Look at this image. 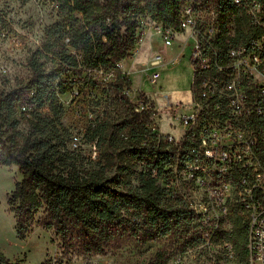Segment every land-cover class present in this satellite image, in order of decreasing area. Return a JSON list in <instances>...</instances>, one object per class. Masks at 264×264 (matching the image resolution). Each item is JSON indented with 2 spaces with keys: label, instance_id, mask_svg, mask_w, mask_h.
I'll return each instance as SVG.
<instances>
[{
  "label": "trees",
  "instance_id": "1",
  "mask_svg": "<svg viewBox=\"0 0 264 264\" xmlns=\"http://www.w3.org/2000/svg\"><path fill=\"white\" fill-rule=\"evenodd\" d=\"M51 1L56 4L59 18L46 32L48 37L57 39L56 43L48 41L43 47L60 63L57 69L47 73L42 62L36 58L31 60L33 74L25 87L32 92L29 103L35 106L28 111L32 117H26L30 133L23 136L20 143L14 92L0 93V164L17 165L22 174L8 198L17 236L26 237L41 204L57 222V233L61 236L68 233L71 220L87 237L105 238L129 230L146 242L173 232L184 221L197 219L192 210L174 207L167 198L166 189L157 183L165 167L171 166L176 158L168 150V144L158 139L135 115L111 127L108 120L91 127L89 136L95 141L101 159L93 168L79 167L74 154L61 148L60 109L53 81L69 68L76 70L78 76L85 72L83 79L97 75L100 70L115 68L118 62L131 55L143 16L173 30L182 29L188 5L205 10L206 5L213 4L218 8L215 13L220 38L229 36L226 24L233 16L235 34L230 39L235 44L245 43L250 30L242 9L233 0ZM65 38L75 54L63 43ZM45 102H49L53 116L42 114ZM126 128L127 135L120 138V131ZM33 134L36 135L32 137ZM144 158H150L151 165L138 174L139 185L132 188L135 160ZM140 211H143L142 223L131 225L128 216ZM228 221L229 227L219 231L215 242L231 243L233 259L244 264L247 219L235 202L230 203ZM0 264L25 263L21 259L10 261L0 250ZM148 264H167L165 249H159Z\"/></svg>",
  "mask_w": 264,
  "mask_h": 264
},
{
  "label": "rangeland",
  "instance_id": "2",
  "mask_svg": "<svg viewBox=\"0 0 264 264\" xmlns=\"http://www.w3.org/2000/svg\"><path fill=\"white\" fill-rule=\"evenodd\" d=\"M205 8L208 12L218 9L213 4ZM58 18L56 4L51 0H0V93L14 92L19 116L16 129L21 134L17 136L18 143L30 133L26 117H32L28 111L35 106L29 103L32 92L25 87L33 74L31 60L42 62L47 73L59 67V59L43 47L48 41L56 43L57 38L48 37L46 29ZM140 23L131 55L115 68L100 70L85 79V72L78 76L76 70L69 68L53 81L60 109L61 148L70 150L83 169L95 167L101 159L95 141L89 136L91 127L99 121L108 120L111 127L135 115L158 139L166 134L179 139L183 132L181 113L191 110L190 102L196 97L189 63L193 39L188 37V28H178L173 30L172 44L166 46L156 31L155 25L160 23L147 15ZM226 25L228 33H232L233 16ZM63 43L71 53H76L69 47L67 38ZM156 53L161 54L162 61L154 66L151 60ZM153 71L159 73L155 80L150 78ZM41 111L43 115L53 116L49 102L44 103ZM127 130H121L119 137L124 138ZM149 160H135L132 188L139 185L138 174L150 167ZM21 176L17 165L0 164V250L12 262L21 259L25 264H148L159 249H165L167 264H239L236 259L226 257L221 247L204 243L194 217L182 222L173 232L146 242L129 230L105 238L87 237L71 220L68 233L61 236L57 233V222L41 204L26 237L19 238L8 198ZM186 177L185 167L177 161L166 166L158 177L157 183L166 189L174 207L189 209L190 203L203 196L202 188ZM142 218L143 211L128 216L131 225H140Z\"/></svg>",
  "mask_w": 264,
  "mask_h": 264
},
{
  "label": "built area",
  "instance_id": "3",
  "mask_svg": "<svg viewBox=\"0 0 264 264\" xmlns=\"http://www.w3.org/2000/svg\"><path fill=\"white\" fill-rule=\"evenodd\" d=\"M233 2L250 30L245 43L231 41L235 28L220 38L217 13L185 8L182 27L193 39L189 63L196 97L191 110L181 113V137L166 134L162 140L171 144L168 150L185 167L187 180L202 188V198L189 209L204 243L233 258L232 244L215 239L230 225V203L235 202L247 219L244 264H264V1ZM155 27L164 45H171L173 29ZM161 61L156 53L151 64ZM158 76L153 71L150 78Z\"/></svg>",
  "mask_w": 264,
  "mask_h": 264
}]
</instances>
